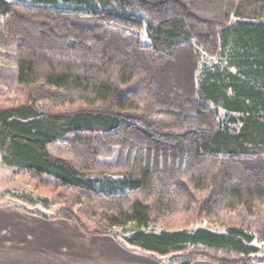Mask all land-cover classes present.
Wrapping results in <instances>:
<instances>
[{
    "label": "trees",
    "instance_id": "16d2710c",
    "mask_svg": "<svg viewBox=\"0 0 264 264\" xmlns=\"http://www.w3.org/2000/svg\"><path fill=\"white\" fill-rule=\"evenodd\" d=\"M0 97L4 164L81 232L264 262V0H0Z\"/></svg>",
    "mask_w": 264,
    "mask_h": 264
},
{
    "label": "rangeland",
    "instance_id": "374dc122",
    "mask_svg": "<svg viewBox=\"0 0 264 264\" xmlns=\"http://www.w3.org/2000/svg\"><path fill=\"white\" fill-rule=\"evenodd\" d=\"M137 15L143 17L140 13ZM8 97H0V100L2 101L4 100L3 98ZM12 97L17 98L15 94L10 95V98ZM3 157V153L0 152V184H2L0 187L3 191L7 189L11 196L8 199L7 197L5 198V201L8 200L7 204L4 202L0 205V264H20V261L24 258L28 259V257L32 260L34 256L39 257V252H35L37 249V251L43 249L42 254L45 258H47V252L51 253L56 264H90L92 260L89 261L91 255L88 250L91 246L94 244L99 245L107 241H120L125 243V239L131 235L129 233L130 231H124L119 228L112 230V234L109 233L106 236H91L81 232L74 221L65 219L60 214L58 215V207L54 205L50 207L46 206L41 201V198L44 197L42 195L43 192L34 188L29 183V180L20 179L14 169L4 164ZM12 209H19L15 213L20 217L15 218L7 215L8 211L11 214ZM50 217H53V219L50 220ZM19 224L21 226L24 224L26 231H30L28 227L31 228L34 225L39 226L40 224L43 227L36 232V240L33 239L35 234L30 232L29 235L32 236L29 237L26 243L23 242V239V241L19 239L24 237V235L26 236V234L20 233L21 226L17 232H14L17 229L13 228H18ZM161 224L169 226V224L158 222L153 227L154 230H162L165 225ZM223 225L221 222L210 224L208 221H204L201 224H193L189 228L210 226L213 231L224 233L226 229ZM46 226H53L55 229H45L44 227ZM153 228L151 227L149 231ZM114 234H117V236ZM37 241L38 243H35ZM39 243L41 246H39ZM260 247L263 252L262 254H264V244Z\"/></svg>",
    "mask_w": 264,
    "mask_h": 264
},
{
    "label": "crops",
    "instance_id": "0c3cea01",
    "mask_svg": "<svg viewBox=\"0 0 264 264\" xmlns=\"http://www.w3.org/2000/svg\"><path fill=\"white\" fill-rule=\"evenodd\" d=\"M0 186H2V184H0ZM9 196H11L10 192L7 189L3 191L2 188L0 187V205H1V203H4V202L7 204L8 200L5 201V198L7 197V199H8ZM12 210H11V214H9L10 212L8 211L7 215H11L15 218L20 217L18 214L15 213L19 209L13 210L14 212ZM37 218H39V217H37ZM40 219H41V217H40ZM20 226L21 225L19 224L18 228H16V227L13 228V229H17V230H14V232H17L18 229L20 228ZM23 226H24V224H22V226L20 228V233L26 234V236L24 235V237L19 238V239H21V240L23 239L24 241L23 240L22 241L26 242V243L28 242L29 237L32 236V235H29L30 232H33V234H35V236H33V239L36 240L37 239L36 232H38V230H41V228L43 227L40 224H39V226L34 225L31 228L28 227V229L30 231H26L25 226L24 227ZM44 228L50 229V230L55 229L53 226H46ZM20 237H21V235H20ZM41 240H42V238H41ZM30 243H32V242H30ZM35 243H38V241ZM39 246H41L40 243H39ZM37 250L35 252H39L38 253L39 257L34 256V259H32V260L29 257H28V259L24 258L19 263L20 264H56V262L52 258L51 253L47 252L46 253L47 258H45V257H43V254H42L43 249L40 251H37ZM88 252L91 255L89 257V259H90L89 261L92 260L90 264H167L165 259L153 258L147 254L140 252L136 247L131 246L126 242L123 243L120 241H107L104 243H100L99 245L94 244L93 246H91L89 248ZM193 264H214V263L207 262V261H198V262H195ZM257 264H264V262H260Z\"/></svg>",
    "mask_w": 264,
    "mask_h": 264
}]
</instances>
